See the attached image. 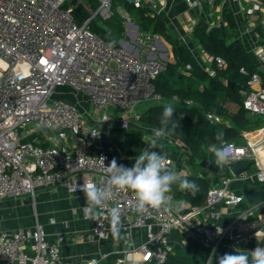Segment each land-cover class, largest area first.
<instances>
[{
  "label": "built area",
  "instance_id": "1",
  "mask_svg": "<svg viewBox=\"0 0 264 264\" xmlns=\"http://www.w3.org/2000/svg\"><path fill=\"white\" fill-rule=\"evenodd\" d=\"M87 1L0 0V200L24 195L36 199L37 189L41 188L53 190L64 186L74 193L83 183L106 186L105 166L115 157L103 146L96 154H90L60 145L44 147L24 138L25 128L30 126L55 130L58 138H75L83 143L101 136L99 128L85 122L76 104L54 97L58 88L69 86L77 93L87 95L100 110L115 107L128 110L131 115L137 114V107L142 103L157 105L164 102L154 81L166 70V60L151 53L158 49L161 36L141 31L133 15L120 8L126 37L134 39L136 50L106 40L94 31L92 24L97 17L108 20L116 14L114 0H97L96 9H90L91 15L79 21L75 10L78 4H87ZM128 1L136 8L148 6L157 14L164 11L168 2ZM233 1L241 3L245 32L252 33L260 28L264 33V0H245L246 4L244 0ZM185 2L190 8L213 14L219 0ZM217 20L214 26L223 27L225 20ZM141 49H147L149 55L141 56L138 52ZM256 54L264 60V48H257ZM217 61L222 66L225 63L220 57ZM260 81V76L254 74L249 84L253 86ZM242 94L245 109L264 117V88L242 90ZM182 103L193 105L191 99ZM208 118L211 122L222 120L213 113H208ZM246 139L244 144L236 140L222 142L236 155V159L227 164L229 169L239 162L260 161V140ZM116 161L120 165L119 160ZM234 180H248L264 187V166L254 172L242 171L239 175L232 174L230 169L228 175L211 186L201 205L180 203L168 193L171 210L149 208L138 213L133 210L134 193L113 189L110 198L103 202L102 211H85L84 219L94 223L88 237L105 238L111 228L109 212L111 208L119 207L121 224L148 226V238L133 250L139 258L127 255L118 258L114 264H166L174 251L169 235L175 229H182L192 238H202L206 264H212L225 243L235 248L253 243L250 251L264 247V200L248 203L240 190L231 189ZM221 204L238 209L237 215L226 225L217 222V207ZM176 205L180 206L179 211ZM64 238L60 235L57 241H50L40 223L2 231L0 260L4 264H100L97 259L85 263L66 260L61 253Z\"/></svg>",
  "mask_w": 264,
  "mask_h": 264
},
{
  "label": "crops",
  "instance_id": "2",
  "mask_svg": "<svg viewBox=\"0 0 264 264\" xmlns=\"http://www.w3.org/2000/svg\"><path fill=\"white\" fill-rule=\"evenodd\" d=\"M184 1L185 0H168L166 8L159 14L167 23L172 37L168 39L164 35L157 33L161 36V39L157 44L158 49L151 52L154 56L162 60L174 61L175 56L172 42L177 40L180 44L188 47L194 56L204 62L203 64L206 70L211 71L212 58L208 53L204 52L198 41L194 39V29L196 25L201 21L205 22V18H209L210 22L207 21L205 23L208 24L210 28H220L227 36L229 35V41L240 39L245 44L251 56L255 59L258 68L264 70V60L260 59L256 54L257 48H264V33L261 32L260 28L252 33L245 32L244 26L246 25V21L241 10L240 2L219 0L215 12L211 14L208 10L203 11L198 8H187L186 5L178 11L176 5L178 3H184ZM93 3L98 4L97 0H93ZM83 5L87 9H91V3H88V1L87 4ZM169 5H171L170 8H168ZM127 11L130 13L129 10ZM228 16H233L235 22L234 26L230 24V21L227 19ZM85 17L86 15L83 13L79 14V21H83ZM133 17L138 24L136 16ZM218 18L225 20L223 27L214 26L215 22L213 20ZM117 22L122 25L121 18ZM105 23H107V20H105ZM238 24L240 25L241 32L237 36L235 35L237 32L235 28ZM115 25L117 26V23H115ZM108 26L110 27L109 23ZM107 31L112 32L109 41L117 42L136 50L134 39L128 40L125 30L119 33L118 36H116L117 33L113 31V28ZM198 48L204 52L200 57L196 55V52H199ZM138 52L143 57H147L150 53L147 49H141ZM190 70L191 68L189 69L187 66L186 70L184 69V74L189 75ZM251 88L261 89L264 87L260 81L250 86L247 91ZM54 97L58 100L76 104L85 122L90 126L99 128L101 136L91 140L89 143H83L75 138H69L67 140L58 138L55 130L46 131L37 126H30L25 128L24 131V138L26 140L44 147L60 145L68 149L84 150L90 154H96L100 146H103L119 160L120 163L121 161H130L138 156L144 148H147L148 142L153 138L154 129L158 128L157 126L147 125L140 121V116L150 107L156 106L154 104L147 102L140 104L137 107L136 115H131V112L128 110L129 114L125 112L122 113L121 111L126 110H118L115 107L108 108L110 110L109 113L107 112L108 109H106L101 110L102 113L99 114L100 110L96 112V107L92 104L87 95L77 93L69 86L58 88ZM163 100V103L174 104L180 102L178 97H174L171 100L163 98ZM223 105L232 113L239 110V105L228 98L223 101ZM249 114L254 119H264L263 116L251 114L250 112ZM105 115L108 117L105 118ZM122 115L124 116V125L121 124V121H123ZM226 122L229 125L232 124L230 120H226ZM134 130L142 131L141 139L136 142H133L131 139V137L134 136V134H132ZM246 138H249L251 141L260 140L259 143L261 144L259 150L260 161H252L251 166H255V169L251 170V167L248 169L254 172L258 170L260 166H264V127L253 131L243 130L242 138L236 140V142L244 144L246 143ZM152 150L167 153L169 167L180 175L185 176L197 173L202 176L199 171L195 172L188 163L189 153H192V150L185 144H180L176 136L172 133L158 141L157 148ZM259 187L263 186L259 185ZM170 193L173 194V192ZM176 200L180 203L188 202ZM86 207L87 205L83 192L77 191L71 193L64 186H58L53 190L37 189L36 199H33L30 195H24L20 198L0 200V232L12 231L20 227H32L35 226L36 223H40L44 226L50 241H57L60 235L65 236L64 240L61 242L62 256L66 260L79 263L97 259L100 264H114L118 258H123L127 255L133 259L140 257L139 254L133 253V250L147 240L148 226L129 227L121 224L118 235L110 228L105 238L91 239L88 235L89 232L92 231L94 223L92 220L84 219ZM217 210L219 212L217 222L222 225L228 224L238 212L236 207H228L223 204L219 205ZM169 237L174 246V251L171 255L175 256L179 254L186 264H197L198 258L195 254L199 252L206 253L201 237L192 238L182 229L173 230ZM252 245L253 243H250L245 247L235 248L229 243H225L219 249L220 251L217 257L219 258L226 252L233 253L236 250L249 253ZM192 249H194L195 252H192ZM0 264H4L2 260H0ZM148 264L159 263L151 262Z\"/></svg>",
  "mask_w": 264,
  "mask_h": 264
},
{
  "label": "trees",
  "instance_id": "3",
  "mask_svg": "<svg viewBox=\"0 0 264 264\" xmlns=\"http://www.w3.org/2000/svg\"><path fill=\"white\" fill-rule=\"evenodd\" d=\"M88 3H91V10L96 9L97 4L93 3V0H88ZM129 6L136 9L135 16L141 31L156 32L171 39L167 23L153 9L148 6L140 8H136L132 4ZM89 12L90 9H87L82 3L78 4L75 10L78 18L79 14L86 15ZM227 19L232 26L235 25L233 16H228ZM92 27L104 39H111L112 32L99 27L96 22L92 24ZM117 29L120 30V33L123 32V24L117 22ZM228 36L220 28H210L205 22H199L194 29V39L212 58L211 71L214 74L206 70L204 62L194 56L188 47L176 40L172 42L174 61H166V70L154 81L156 91L164 99L179 98L180 102L172 104L176 109L173 119L178 126L171 133L176 136L180 144H185L192 150V153H189L188 163L195 172L199 171L202 174V176L197 173L185 175L199 186V191L195 195L186 190L181 191L178 184L172 186L170 192H173L174 197L180 201L204 204L211 186L229 174L228 165L217 168L213 163L215 156L212 146L216 147L226 140H240L243 130L253 131L264 127V119L252 118L245 109L244 95L242 94V90L250 88L249 82L254 74L260 76L264 87V70L258 68L255 59L240 39L229 41ZM218 57L224 60L223 66L217 61ZM188 65L191 66V70L190 74L186 75L184 69L186 70ZM228 80H232L234 85H229ZM226 98L239 105L237 112H229L223 105ZM184 99H191L193 105L183 104L181 101ZM165 104L167 103L150 107L140 116V121L147 125L160 127V118ZM208 113L216 114L223 120L211 122ZM226 120L232 121V124L229 125ZM169 127L171 128V125ZM218 133L223 134L222 141L217 140ZM132 134L134 136L131 139L136 142L141 139L142 131L134 130ZM203 159L210 161L216 170L212 171L202 167L200 163ZM134 161L135 158L128 162L121 161L120 165L131 167ZM191 251L195 252L194 249ZM166 264L186 263L179 254H176L175 256L171 255Z\"/></svg>",
  "mask_w": 264,
  "mask_h": 264
},
{
  "label": "clouds",
  "instance_id": "4",
  "mask_svg": "<svg viewBox=\"0 0 264 264\" xmlns=\"http://www.w3.org/2000/svg\"><path fill=\"white\" fill-rule=\"evenodd\" d=\"M174 113H176V109L172 103L164 105L160 127L154 129V135L148 142V147L135 157L131 167L118 165L115 158L111 160L108 166H105L108 174L106 186L100 187L95 183H83L77 186L79 191L84 194L87 205L86 212L92 209L102 211L103 202L110 198L113 189L134 193L135 206L133 210L138 213L149 208L160 210L165 207L171 210L172 205L167 194L174 184H178L181 191L186 190L193 195L199 191V186L194 180H189L186 176L180 175L169 167L167 153L152 150L157 148L158 141L170 135L178 126L173 119ZM93 136L98 135L93 134ZM222 139L223 134L218 133L217 140L222 141ZM213 152L215 156L213 163L217 168H223L236 159L235 153L223 143L214 147ZM176 210H180L179 205H176ZM120 214L119 207H113L109 212L112 231L117 235L121 227ZM213 255H215V250H213ZM217 264H264V247H256L249 253L237 250L233 253H226L218 258Z\"/></svg>",
  "mask_w": 264,
  "mask_h": 264
},
{
  "label": "water",
  "instance_id": "5",
  "mask_svg": "<svg viewBox=\"0 0 264 264\" xmlns=\"http://www.w3.org/2000/svg\"><path fill=\"white\" fill-rule=\"evenodd\" d=\"M97 25L103 29L109 30L107 24L104 20H100L97 22ZM228 84L233 86L234 83L232 80H228ZM201 166L204 168H208L212 171L216 170V167L208 160L203 159L201 161ZM252 162L246 161V162H239L237 164H234L230 167L232 174L239 175L242 171L248 170L251 166ZM232 190H240L243 195L245 196L248 203H257L264 200V187H258L254 183L245 180L243 182H240L239 180L232 181L230 185ZM195 256L198 258L197 264H206L207 261V255L206 253L199 252L195 254ZM218 261V257H216L212 264H216Z\"/></svg>",
  "mask_w": 264,
  "mask_h": 264
},
{
  "label": "rangeland",
  "instance_id": "6",
  "mask_svg": "<svg viewBox=\"0 0 264 264\" xmlns=\"http://www.w3.org/2000/svg\"><path fill=\"white\" fill-rule=\"evenodd\" d=\"M228 2V1H227ZM245 4H246V2H245V0L243 1ZM229 3V2H228ZM130 2L128 1V0H114V9H115V11H116V14L111 18V19H108L107 20V26H108V23H109V25H110V27L108 26V28L109 29H112L113 28V31H115V33H117L116 34V36H118V34L120 33V30H118L117 29V26L115 25V23H117V21H119V19L121 18V15H120V13H119V10H120V8H123L124 10H129L130 11V14L132 15L133 14V16H135V12H136V9L134 8V7H132V8H130ZM185 5H186V7L188 8V5H187V3L184 1V3L182 2V3H178L177 5H176V8H177V10L178 11H180L181 10V8L182 7H185ZM170 6L171 5H169L168 6V8H170ZM167 8V9H168ZM167 11V10H166ZM165 11V12H166ZM93 11H90L89 13H87L86 14V19L91 15V13H92ZM101 20V18L100 17H97L96 19H95V21L94 22H98V21H100ZM204 21L205 22H210V20H209V18H205L204 19ZM214 22L215 21H217V19L215 20H213ZM93 22V23H94ZM116 26V27H115ZM112 27V28H111ZM236 33H235V35H239L240 34V32H241V29H240V25L238 24L237 26H236ZM104 30H106L107 31V29H104ZM128 40H131L132 38L130 37V36H128V38H127ZM198 51L199 52H196V55L198 56V57H200L202 54H204V52L203 51H201L200 50V48H198ZM111 65H115V63H112ZM96 112H98V110H100L99 108H97L96 107ZM119 110V109H118ZM107 112L109 113L110 112V110L108 109L107 110ZM122 113L123 112H125V113H128L129 114V112L128 111H121ZM102 112H101V110H100V112H99V114H101ZM110 114H112V113H110ZM122 119H123V121H121L122 123V125H124V116L122 115ZM251 168V170H254L255 169V166H250Z\"/></svg>",
  "mask_w": 264,
  "mask_h": 264
}]
</instances>
